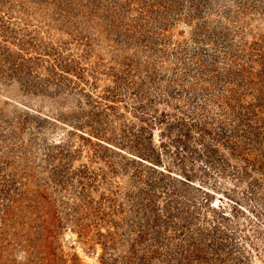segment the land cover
I'll return each mask as SVG.
<instances>
[{
	"label": "trees",
	"instance_id": "1",
	"mask_svg": "<svg viewBox=\"0 0 264 264\" xmlns=\"http://www.w3.org/2000/svg\"><path fill=\"white\" fill-rule=\"evenodd\" d=\"M19 1L16 14H25V4L48 10L46 34L55 27L83 47L80 56L64 55L63 47L53 50L57 90L74 83L69 75L77 82L87 75L97 80L98 71L82 64L102 37L119 67L111 70L114 86L104 99L127 96L141 123L132 152L151 165L140 163L129 174L130 216L89 238L101 247L100 264H249L237 247L242 240L225 225L224 208L212 206L215 195L204 188L216 190L226 177L247 179V195L254 197L264 186V50L233 49L225 37L208 33L203 19L212 11L209 0ZM15 8L0 0L1 32L17 21L11 18ZM180 19L196 20L195 34L172 45L166 34ZM131 48L133 54L120 61ZM161 103L172 113L153 110ZM154 127L161 128L158 147ZM167 154L179 162L181 178L172 177L167 166L168 173L154 168ZM195 162L202 168L195 170ZM78 232L84 239L90 233Z\"/></svg>",
	"mask_w": 264,
	"mask_h": 264
},
{
	"label": "rangeland",
	"instance_id": "2",
	"mask_svg": "<svg viewBox=\"0 0 264 264\" xmlns=\"http://www.w3.org/2000/svg\"><path fill=\"white\" fill-rule=\"evenodd\" d=\"M8 1L16 6L11 18L17 21L0 31V264H100L101 247L89 241L92 233L112 231L130 216L129 174L140 163L151 165L132 152L141 123L127 96L104 99L114 86L111 70L119 67L102 37L82 64L98 71L97 80L87 75L77 82L69 75L74 83L58 91L51 79L57 75L53 50L63 47L64 55L80 56L83 47L55 27L46 34L48 10L25 4V14H16L20 1ZM208 2L212 11L203 19L208 33L225 37L233 49L264 50V0ZM196 26V20L180 19L166 36L172 45L184 42ZM153 110L172 113L162 103ZM160 129L153 128L156 147ZM162 164L154 168L181 178L175 157L163 156ZM184 164L191 168L190 161ZM218 183L216 190L204 188L215 195L212 206L224 208L225 225L242 240L237 247L249 264H264V186L249 197L247 179ZM81 228L90 231L85 239L79 238Z\"/></svg>",
	"mask_w": 264,
	"mask_h": 264
}]
</instances>
